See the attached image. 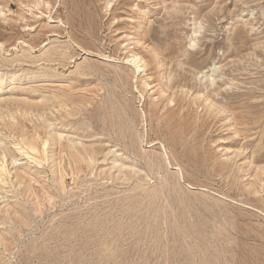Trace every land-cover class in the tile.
<instances>
[{"label": "rangeland", "instance_id": "1", "mask_svg": "<svg viewBox=\"0 0 264 264\" xmlns=\"http://www.w3.org/2000/svg\"><path fill=\"white\" fill-rule=\"evenodd\" d=\"M0 169V264H264V0H0Z\"/></svg>", "mask_w": 264, "mask_h": 264}, {"label": "bare ground", "instance_id": "2", "mask_svg": "<svg viewBox=\"0 0 264 264\" xmlns=\"http://www.w3.org/2000/svg\"><path fill=\"white\" fill-rule=\"evenodd\" d=\"M136 58H137L136 56H133V59L131 60V62H133V61H136V62H137ZM140 62H142V61H140ZM139 67H141V66H138V68H139ZM142 67H143V66H142ZM138 68H137V69H138ZM32 141H33V140H32ZM19 146H20V145H19ZM19 146H18V147H19ZM25 146H26V145H25ZM30 146H31V144H30ZM30 146H29V148L33 147V146L30 147ZM22 148H23V147H22ZM27 149H28V147H27ZM33 150H36V149L33 148ZM37 150H39V149H37ZM37 150H36V152H37ZM75 155H76V154H75ZM75 155H73V156H75ZM24 156H25V155H24ZM76 156H77V155H76ZM79 156H81V155H79ZM79 156H77L78 159H80ZM69 157H70V156H69ZM71 157H72V156H71ZM83 157H84V156H82V160H85L87 156L84 157L85 159H84ZM4 159H5V158H4ZM82 160H81V161H82ZM36 161H37V160H36ZM78 161H79V160H78ZM85 161H86V160H85ZM79 162H80V161H79ZM3 166H4V165H3ZM3 166H2V167H3ZM4 167H5V166H4ZM0 170H1V169H0ZM2 170H3V169H2ZM1 172H2V171H1ZM4 172H5V171H4ZM4 172H3V173H4ZM0 174H1V173H0Z\"/></svg>", "mask_w": 264, "mask_h": 264}]
</instances>
